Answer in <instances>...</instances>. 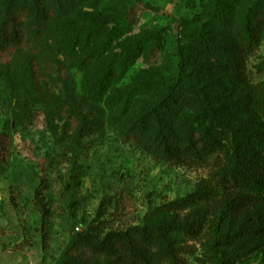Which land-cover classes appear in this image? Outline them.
<instances>
[{
	"label": "rangeland",
	"instance_id": "1",
	"mask_svg": "<svg viewBox=\"0 0 264 264\" xmlns=\"http://www.w3.org/2000/svg\"><path fill=\"white\" fill-rule=\"evenodd\" d=\"M258 1L239 0L237 13L242 15ZM206 2L112 1L101 4L97 15L81 21L116 23L128 14L130 37L155 33L162 39L160 53L146 52L113 84L105 97L110 107L103 100L97 103L90 96L83 98L85 74L49 49L38 53L26 46L0 55V264H59L63 257L67 264H129L120 253L121 261L82 244L68 251L75 236L89 233L95 225L105 228L103 236L110 230L159 223L164 218L163 205L184 198L201 183H214L216 168L173 164L153 156L132 141L128 123L158 97L159 78L177 68L176 45L184 43L179 34L207 23ZM262 60L264 29L259 46L243 64L239 89L227 87L217 92L224 99L220 105L226 108L238 95L250 93L256 109L235 115L236 122L251 117L264 126V80L253 74ZM127 93L137 95L129 115L124 114ZM74 101L81 104L92 128L87 136L75 132L78 122L50 113L58 104L66 106ZM256 122L250 125L256 126ZM37 191L42 192L49 217L34 205ZM188 211L179 213L180 221ZM249 216L264 226V207L254 209ZM206 227L196 239L183 231L175 235L181 264H213L214 255L219 256L207 245L211 227ZM148 247L158 254V244L151 242ZM235 247L238 255L234 264H264V238ZM157 264L169 263L161 258Z\"/></svg>",
	"mask_w": 264,
	"mask_h": 264
},
{
	"label": "trees",
	"instance_id": "2",
	"mask_svg": "<svg viewBox=\"0 0 264 264\" xmlns=\"http://www.w3.org/2000/svg\"><path fill=\"white\" fill-rule=\"evenodd\" d=\"M0 1V55L26 46L38 53L49 49L56 58L85 74L83 98L90 96L97 103L105 101L113 84L138 58L149 51L160 53L163 48L159 34L130 37L128 14L116 23L81 22L97 15L101 4L126 0ZM205 4L207 23L179 34L184 43L176 45L177 68L159 78L158 97L128 123L132 141L153 156L173 164L216 168L214 183H201L184 198L163 205L164 218L159 223L110 230L103 236L105 228L90 227L89 233L73 238L68 253L82 244L92 252L117 256L121 261L120 253L129 264H157L161 258L169 264H181L175 235L183 231L196 239L209 224L207 245L219 253L214 255L213 264H234L238 255L235 244L264 238V226L249 216L254 209L264 207V126L251 117L234 120L235 115H245L248 108L256 109L249 92L238 95L227 108L220 105L222 95H217L227 87L239 89L243 64L259 46L264 29V0L242 15L237 13L239 0H207ZM94 66L99 70H93ZM254 70L253 74L263 76V81L264 60ZM136 96L124 95V114L130 112ZM105 105L110 107L106 101ZM50 113L57 117L64 114L67 121L78 122V136L92 132L77 101L58 104ZM254 122L256 126L252 127L250 123ZM42 197L37 191L34 205L49 217ZM187 210L180 221L179 213ZM151 242L158 244V254L150 252ZM63 259L59 264L68 263Z\"/></svg>",
	"mask_w": 264,
	"mask_h": 264
},
{
	"label": "built area",
	"instance_id": "3",
	"mask_svg": "<svg viewBox=\"0 0 264 264\" xmlns=\"http://www.w3.org/2000/svg\"><path fill=\"white\" fill-rule=\"evenodd\" d=\"M76 230H78V229H76Z\"/></svg>",
	"mask_w": 264,
	"mask_h": 264
}]
</instances>
